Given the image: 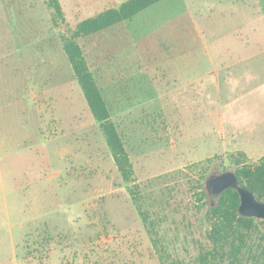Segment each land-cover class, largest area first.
Masks as SVG:
<instances>
[{
  "label": "rangeland",
  "instance_id": "1",
  "mask_svg": "<svg viewBox=\"0 0 264 264\" xmlns=\"http://www.w3.org/2000/svg\"><path fill=\"white\" fill-rule=\"evenodd\" d=\"M125 1L59 0L65 22L53 30L55 60L64 61L71 71L60 49V31L75 28L80 21ZM234 1L235 8L223 14L213 9L210 15L199 6L200 0L160 1L134 16L130 23L139 30L133 29L129 34L132 41L128 43L133 46L134 38H142L153 29L155 20L166 16L177 21L183 15L188 18V31L201 29L207 35L210 29H219L215 23H221L218 20L221 15L238 20L252 16L253 11L264 14V0H260L263 8L260 12L256 10L255 0ZM222 7L225 9L226 5ZM260 30L258 47L250 44L242 52L225 54L230 59L240 57L238 65L230 69L234 73L233 83L222 79L227 71L218 68L219 84L180 86L151 78L149 95H133L137 86L111 83L109 63L115 57L106 44L108 34L106 38L95 35L84 42L80 40L128 153L131 180L123 181L98 121L91 114L78 83L70 77L69 97L63 103L71 114H80L85 121L86 162L73 166L76 174L80 173L79 178L72 176L73 171L67 176L64 171L67 158L53 151L48 156L46 146L39 139L37 188L45 184L52 196L48 197V207L43 210L40 206L37 214L45 216L47 226L25 223L18 228L12 213L14 205L20 199L25 206L29 196H13V178L3 171L0 264H197L198 254L210 248L205 212L215 201V195L205 188L206 179L223 171H234L233 155L239 151L251 163L264 156V20ZM158 37L152 34L148 40L157 43ZM191 40L187 45L193 44ZM146 43L142 38L136 45L146 46ZM157 52L154 59L151 54L141 59L154 63L156 57L163 61L172 56ZM215 62L218 64L217 59ZM2 87L10 93L15 91L13 80L7 76ZM119 88L123 95H118ZM18 123L16 107L0 108V129L4 128L1 131L6 130L12 140L16 138L17 129L13 130ZM43 125L46 133L48 127ZM44 174L52 175L51 180L45 181ZM197 187L205 192L201 201L197 200ZM130 190H134V197ZM33 199L38 201L41 197ZM24 215L29 218L30 212ZM263 245L261 227L248 240L240 264H261Z\"/></svg>",
  "mask_w": 264,
  "mask_h": 264
},
{
  "label": "crops",
  "instance_id": "2",
  "mask_svg": "<svg viewBox=\"0 0 264 264\" xmlns=\"http://www.w3.org/2000/svg\"><path fill=\"white\" fill-rule=\"evenodd\" d=\"M32 1L0 0V70L6 71L0 73V101L9 102L6 105L0 103V108L16 107L19 118L18 125L14 130L12 129L13 132L17 129L15 139L12 140L6 130L1 131L4 128L0 129V188L2 189L4 171L9 178H13L11 185L13 196H29L25 206H22L20 199L17 201L18 204L14 205L12 213L18 228H22L25 223L47 226L45 216L37 214L41 207L43 210L48 207V197L52 196V192L46 188L45 184L40 189L37 188L39 184V139L42 145L46 146L48 156H51V151H53V153L58 152L62 157L67 158L64 167L67 176H70L69 173L73 171L72 176L79 178L80 173L76 174L73 166L79 167L86 162L84 155L85 121L81 120L80 114H71L70 109L66 108L63 103L65 97H69L67 89L70 88V77L74 81L76 79L72 68L70 71L64 61L55 60L54 26L52 15L47 9L45 1ZM160 1L163 0L155 2L154 5ZM255 3L256 10L262 11L260 0H255ZM223 4L226 5L225 9L222 7ZM116 5L115 7H118L120 4ZM199 6L209 15L213 9L223 14L231 7L235 8V1L200 0ZM220 6L221 9H219ZM139 13L140 11L130 19L121 21L105 30L78 39V42L80 40L84 42L95 35H100L102 38L109 35L107 42L103 40L102 43L106 47V42L111 52L114 53L113 59L115 57L114 62L109 63L110 81L115 85L137 86L136 92H132L133 95H144V93L149 95L147 89L151 86V78L168 80L172 82L171 84L180 86H207L214 82L219 84L217 76L221 73L218 68L227 71L222 79L228 84L233 83L232 74L234 73H230V69L238 65L240 57L230 59L225 54L242 52L250 44L258 47L257 44L260 42L258 38L262 35L260 23L264 20L263 13L254 11L253 14L251 13L252 16H243L238 20L225 18L224 15H221V18L218 19L221 20V23H215V25H219V29H210L208 34L204 35L201 29L195 32L188 31L190 29L187 25L188 18L183 15L180 14L177 21L175 17L168 18L166 16L167 18L155 20L157 22L153 29H149L143 34L142 38L147 42L146 46L136 45V43H141L142 38L139 40L134 38L135 43L130 46L128 41L132 40L129 34H132L133 29L139 30V27L134 28L130 22ZM191 23H193L192 20ZM194 33L200 34V38L193 36ZM152 34L159 36L157 43L153 40V44L148 40V36L152 37ZM189 39H192L190 42L193 44L187 45ZM120 42L122 43L121 47L118 46ZM80 45L97 83L84 45ZM60 49L63 51L61 43ZM157 51L163 54L167 52L172 56L169 55L163 61H158V57H156L154 63L149 59H141L143 55H149L148 58L152 55L154 59L153 54H158ZM216 59L218 64L215 62ZM6 76L12 79L15 84L14 93H10L7 88L2 87ZM98 87L106 102L99 85ZM123 94L119 88L118 95ZM125 98L129 97L125 96ZM106 105L108 107L107 102ZM45 117L48 118L45 119ZM43 124L48 127L46 133L43 131ZM43 177H45V181H49L52 175L44 174ZM61 192L65 194V191ZM82 192L85 193V189ZM67 193L69 192L67 191ZM33 197H41V199L37 201ZM81 202L83 200L79 203ZM27 212H30L29 218L24 217Z\"/></svg>",
  "mask_w": 264,
  "mask_h": 264
},
{
  "label": "trees",
  "instance_id": "3",
  "mask_svg": "<svg viewBox=\"0 0 264 264\" xmlns=\"http://www.w3.org/2000/svg\"><path fill=\"white\" fill-rule=\"evenodd\" d=\"M52 15L54 29L64 24L65 18L59 0H44ZM159 0H126L118 7H110L95 15L80 21L75 28L60 31L61 47L71 65L73 75L80 86L87 106L98 121L105 142L112 155L114 164L124 182L131 180L132 171L128 153L110 113L96 80L89 69L87 60L78 39L105 30L121 21L130 19L142 9ZM236 165L234 172L241 186L250 190L257 200L264 202V156L257 162H247L245 154L239 151L233 155ZM197 200L205 197V192L197 187ZM134 197V190H130ZM239 195L233 188L225 189L215 195V201L205 212L209 222L207 240L210 248L201 251L197 264H214L225 261L224 264H240L250 237L264 228V219L242 216L238 210ZM264 256V245L262 246ZM261 264H264V259Z\"/></svg>",
  "mask_w": 264,
  "mask_h": 264
},
{
  "label": "water",
  "instance_id": "4",
  "mask_svg": "<svg viewBox=\"0 0 264 264\" xmlns=\"http://www.w3.org/2000/svg\"><path fill=\"white\" fill-rule=\"evenodd\" d=\"M205 188L214 195H219L228 188L235 189L239 195L240 215L264 219V202L257 200L250 190L239 184L234 171H223L209 176L205 181Z\"/></svg>",
  "mask_w": 264,
  "mask_h": 264
},
{
  "label": "flooded vegetation",
  "instance_id": "5",
  "mask_svg": "<svg viewBox=\"0 0 264 264\" xmlns=\"http://www.w3.org/2000/svg\"><path fill=\"white\" fill-rule=\"evenodd\" d=\"M215 175V174H214Z\"/></svg>",
  "mask_w": 264,
  "mask_h": 264
}]
</instances>
